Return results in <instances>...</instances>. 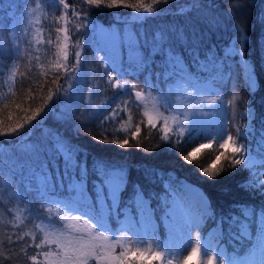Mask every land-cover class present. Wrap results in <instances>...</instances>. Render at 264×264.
Instances as JSON below:
<instances>
[{
    "label": "snow or ice",
    "instance_id": "1",
    "mask_svg": "<svg viewBox=\"0 0 264 264\" xmlns=\"http://www.w3.org/2000/svg\"><path fill=\"white\" fill-rule=\"evenodd\" d=\"M45 2L46 0H32L30 4L29 0H25L21 17L6 30L9 39H15L18 36L29 37L30 51L26 49L22 53L18 42L13 43L9 49L5 39V29L0 24V105L7 108L8 98L16 95L18 61L21 55H28L29 72L32 70V62L35 61L36 67L41 68L40 75L47 77L50 74L49 71L44 70V65L41 63L40 46L45 43L55 47L54 59L50 58L48 64L50 69L54 70L52 74L55 75L53 82L56 83V88L54 91L49 90L47 99L40 107L33 108L29 105L24 108L20 104H15L16 109L24 115L11 124L5 123V119H0V137L21 135L22 130L24 133L31 132L44 118L41 113H44V116L51 114L52 109L48 107V102L54 97L67 98L64 101L65 113L68 118L71 117L74 112L72 98L77 84L81 76L87 74L83 67L87 63L82 56L84 41L77 38L73 42L72 38L76 33H83L90 27L94 28L91 17L94 9L128 8L132 10L129 14L130 18L142 22L158 16L160 10L156 6L160 3L166 5L168 0H152L149 4H144L142 0H137L135 4L127 3L125 0H81L77 6H72L71 16H69L70 5L66 0H53L54 3L58 2V5L63 6V13L55 18L56 23L59 24L62 21L63 26L55 28L57 33L55 40L49 38L47 41L43 37L44 29L34 27V25H40L39 17L33 19L37 10L41 9L42 3ZM243 6L244 0H231L232 12L229 16H233L235 11ZM181 12L183 13L184 9H181ZM114 14L118 15V13ZM236 31L237 41L232 43L223 58L210 54L201 61L198 54L191 53L195 71L191 70L183 55L171 46V35L166 31H158L151 41L145 39L143 45L135 32L128 33L123 38L110 34L112 52L109 56L99 58L98 63L105 69L101 75L106 76L108 87L117 91L112 99L106 100L101 105H92L91 112L86 108L82 116L87 115L88 119L82 120L78 127L98 122L100 131L96 134L90 133L94 140L125 148L130 146L129 136L132 139L140 137L141 126L133 123L132 109L142 108V115L147 121L146 126L149 129H157L161 133L159 138L162 142L178 147L197 140L202 141L182 155L186 163L193 164L199 160L205 149L212 150L214 158H210L207 166L196 164L201 175L215 179L224 170L217 166L226 160L230 169L236 170L238 166H243L240 170L248 171L249 178L242 187L248 190L264 189V179H261L264 177V171L259 170L264 169V134L257 141V155H253V149L241 142L248 140L250 123L245 124L243 130L236 127L235 135L228 131L229 117L221 86L231 78V72L225 71L224 60L229 56L237 55L235 45L244 39L243 32L238 28ZM175 38L182 40L183 34L177 32ZM118 45L128 48L126 66L122 59L117 63L115 50ZM142 48L147 51H142ZM157 55L162 57L158 64L162 71L157 74V79L163 77L164 81L170 78L174 81L167 92L157 90L151 83V65L156 63L154 58ZM239 55L243 56V53L240 52ZM6 56L12 59L7 72L4 71L3 63ZM241 67L244 70L248 90L254 91L257 82L251 63L245 60ZM112 72L116 75L113 76ZM144 72H147V76L143 87H138L137 83L126 79L130 75L138 76ZM19 75L24 74L19 73ZM60 80H64V84L58 83ZM173 95L176 97L175 101L172 99ZM133 96L134 99H132ZM238 99L239 97L233 94L228 105L234 106ZM112 103H115V107H112L111 112H107V108ZM13 116V112H8L6 119L11 121ZM244 116L250 121L251 111L246 108L241 118ZM37 117H40V120ZM62 118L64 116L58 117V119ZM110 124H119V127H112L111 139L109 138ZM120 133H123V136ZM26 147L30 150V146ZM217 148L223 151L216 154ZM55 151L58 156L63 157L66 173L69 170H79V181L73 182L70 187L80 191L87 170L80 164L77 158L78 153L62 140L56 141ZM226 152H230L231 155H226ZM2 164L3 160L0 159V165ZM94 171L98 173L102 181L100 187H108L109 197L112 200L111 205H108L106 210H102L98 216L85 214L87 217L85 218V216L74 214L75 202L68 200L62 203V207L55 209L41 205L39 211L47 215L41 217L37 214L33 217L31 204L24 199L23 193L17 192L15 209L7 210L11 216L9 225L13 231L6 232L4 237L0 238V258L5 261L11 259L10 253L19 244L24 254H27L30 248L37 250L28 256L31 264H153V262L155 264H264V207L256 210L249 206H240V215H232L228 218L230 239L247 240L250 247L243 257L235 254L227 255L219 243L223 238L224 218H221L217 227L207 236H202L200 229L211 213L210 207L202 206V210L193 215L188 204L182 197L176 195L175 190H172L171 200L167 197L165 199L162 222L167 231L166 239H159L152 211L138 188L134 190L132 199L140 219L136 220L135 217H129L126 214V220L120 228H110L108 219L113 214L117 216V219L119 218L118 194L123 191L126 178L123 169H112L102 164L98 165ZM33 179L36 180L37 195L41 199H47L50 187L49 177L41 172L39 177L33 173ZM31 187L30 184L29 190ZM261 194L264 195V191ZM3 204L4 201L0 200V207H3ZM34 219L40 220V223L34 224L36 231L31 229L16 231ZM232 229L237 231L233 233ZM38 234H40L39 242H37ZM5 245H7V251L4 250Z\"/></svg>",
    "mask_w": 264,
    "mask_h": 264
},
{
    "label": "trees",
    "instance_id": "2",
    "mask_svg": "<svg viewBox=\"0 0 264 264\" xmlns=\"http://www.w3.org/2000/svg\"><path fill=\"white\" fill-rule=\"evenodd\" d=\"M46 1L48 10L52 14L42 20L43 22L37 27L44 29L45 41L49 38L55 40L57 35L55 28L63 26V22L57 24L55 18L59 17L64 9L62 5H58V2ZM66 2L70 5L69 16H71L72 6H77L81 0H66ZM125 2L135 4L137 0H125ZM142 2L149 4L152 0H142ZM230 3L231 0H168L166 5L160 3L156 6L160 10L158 16L142 22L132 20L129 15L132 10L128 8H104L92 11L94 28L90 27L83 33H76L72 38L73 42L77 38L84 41L85 47L82 50V56L87 61L83 65L87 74L81 76L77 84L75 95L72 98L74 112L71 117L68 118L65 113L64 101L67 98L64 96L54 97L52 101L48 102V107L52 109L51 114L44 116V113H41L44 118L31 132L24 133L22 130L21 135L0 137V159L3 160V164L0 165V200L4 201L3 207H0V238H3L6 232L13 231L9 225L11 216L7 210L8 208L15 209V194L17 192L23 193L24 199L31 204L33 217L37 214L41 217L46 216L47 213L39 211L41 205L48 207V203L53 199L56 200L55 203L72 200L78 209L87 212L89 216H98L102 210L106 209V205L112 203L108 187H100L102 181L98 173L94 171L98 165L102 164L112 169H123L126 178L125 187L118 194L119 218L117 219V216L113 214L108 219L110 228L118 229L120 224L125 222L126 214L129 217H135L136 220L139 219V213L132 199L134 190L138 188L143 193L148 208L152 211L158 237L163 239L167 234L162 222L166 197L171 200L172 190H175L176 195L179 196L191 189L199 194L198 198H201L205 206H209L211 210L209 217L203 223V231L212 227L216 228L221 218H224L221 245L226 246L232 255L243 257L246 254L250 243L247 240L230 239L228 218L232 215L239 216L240 206H249L256 210L264 207V195L261 194L264 189L248 190L242 187L249 178L248 171L240 170L243 166L232 170L225 160L217 166L224 170L215 179L201 175L196 164L207 166L210 158H214L212 150L205 149L198 161L193 164L186 163L182 159V155L201 143V140L178 147L162 142L159 138L161 133L157 129H149L146 126V118L142 115L143 109H132L133 123L140 124L141 133L138 139H132L129 136L130 146L125 148L94 140L90 133L96 134L100 131L98 122L78 127L82 120L87 121L88 119L87 115L82 116L86 108L91 112L92 105H101L106 100L112 99L117 91L108 87L106 76L101 75L105 69L98 63V52L92 49L93 40L91 39L95 36L97 24H102L105 27L114 26L119 29V33L125 27L132 28V31L138 34L141 45L145 39L151 41L158 31H166L171 35V46L183 55L185 62L190 65L193 71H195V65L192 64L191 53L198 54L201 61L210 54L223 58L232 43L237 41L236 29L238 28L243 32L244 39L235 45L237 55L229 56L224 60L225 71L231 72V78L221 87L227 89L232 79L237 78L238 81L233 89L239 92L240 98L237 101L238 110H236L234 120L229 124V132L235 135L236 127L243 130L244 125L250 123L248 140L241 142L248 144L253 149V155H257L256 144L264 134V0H244V6L236 10L233 16H229V13L232 12ZM24 4L25 0H0V24L5 29V39L9 49L12 44L6 35L8 25L6 16L8 12L6 11L16 8L18 12H21ZM181 9H184L183 13ZM114 13H118V15ZM177 32L183 34L182 40H176L175 33ZM28 39L25 37L22 41V53L26 49L30 51ZM40 47L42 49L40 52L41 63L44 65V70L49 71L50 74L47 77L40 75L41 68L36 67L35 61L32 62V70L29 72L28 55H21L18 61L16 95L8 98L7 108L0 105V119H5V123H15L19 117L24 115L16 109L15 104H20L24 108L29 105L33 108L40 107L47 99L49 90L54 91L56 88V83L53 82L55 75L52 74L54 70L50 69L48 64L50 58L54 59L55 47H50L47 43ZM121 47L122 53L125 55L127 49L125 46ZM141 50L147 51L143 48ZM240 52L243 53V56L239 55ZM69 59L72 61V57ZM154 59L156 63L151 65V83L157 90L167 92L174 81L171 78L164 81L163 77L157 79V74L162 71L158 67L162 57L157 55ZM245 60L249 61L254 69L257 82L254 91H249L245 83L244 70L241 67ZM3 63L4 71L7 72L8 67L12 64V59L6 56ZM19 73L24 75L20 76ZM112 75L115 76L116 73L112 72ZM146 76L147 72H144L138 76L130 75L126 79L137 83L138 87H143ZM58 83L64 84V80H60ZM65 87H67L66 84ZM86 101L88 103H85ZM112 107H115V103L107 108V112H111ZM246 108L252 114L250 121L246 116L241 118ZM8 112L14 113L11 121L6 119ZM165 114L167 115V113ZM61 116L64 118L58 119ZM37 119L40 120V117ZM125 119H127L126 115ZM112 127H119V124L109 125L110 139L112 138ZM25 128L27 129L28 126L26 125ZM120 135L123 136V133ZM57 140H62L75 149L80 164L86 167V175L79 194L70 185L79 181L80 172L78 169L65 172L63 157L58 156L55 151ZM138 142L139 147H137ZM26 146H30V150ZM22 149L24 150L22 151ZM219 151L223 150L217 148L216 154ZM226 155L230 156L231 153L226 152ZM5 169L9 171V175H5ZM259 170L264 171V169ZM41 172L46 174L50 181L47 199H41L35 191L36 180L33 179V173L39 177ZM30 184L31 190L28 188ZM101 204L103 208H101ZM37 223H40V220H31L27 222L26 226H22L16 231L27 229L36 231L34 224ZM231 231L235 233L237 229ZM39 235L37 242H39ZM4 250L7 251V245ZM36 251V249L30 248L27 254H24L18 244L10 253L11 259L5 261L0 258V264H31L28 256Z\"/></svg>",
    "mask_w": 264,
    "mask_h": 264
},
{
    "label": "rangeland",
    "instance_id": "3",
    "mask_svg": "<svg viewBox=\"0 0 264 264\" xmlns=\"http://www.w3.org/2000/svg\"><path fill=\"white\" fill-rule=\"evenodd\" d=\"M31 2H32V0H29L30 4H31ZM24 6H25V4H24ZM24 6H23L21 12H23ZM6 12H9V14H10L8 25H7V29H8L17 19H19L21 17L22 13L18 12L16 8L12 9V10H7ZM50 14H52V13H50V11L48 10V4L46 1L45 3H42L41 9L37 10L33 19H35V17H39L40 22L42 23L43 22L42 20H44L45 17L48 18L50 16ZM34 27H37V25H34ZM95 29H96L95 36H94V38L91 39V40H93L92 41V49L95 50L96 52H98L97 54H98L99 58L109 56L110 53L112 52V39H111L110 34H114V35H117V36L123 38L128 33L133 32L132 28L125 27L124 30H122V32L119 33V31H118L119 29L115 28L114 26L113 27L112 26L105 27V26H102V24H97ZM101 30H103V31L101 32ZM24 38H25L24 36H18L15 39H10V42H11V44L18 42L20 49H21V46L23 44L22 41H24ZM90 43H91V41H90ZM126 49H127V51L124 55L122 53V51H123L122 47L119 45L116 47L115 56L117 59V63H119L121 59L125 60L127 62L129 51H128L127 47H126ZM237 81H238L237 78H233L229 87H227V89H223V96H224L225 105L227 106L229 124H230V121H231V123L233 122L236 110H238L237 101L235 102L234 106L228 105V101H230L232 99L233 94L237 95L240 98L239 92L236 91V89H233V87H235V84L237 83ZM173 99H174L173 101H175V99H176L175 95H173ZM229 130H230V128L228 125V131ZM5 171H6L5 175H9L8 174L9 171L6 169H5ZM76 192H77V194H79L78 193L79 191H76ZM198 195L199 194L194 192V190L189 189L188 192L184 193L183 195L178 196V197H182L183 200L188 204L193 215H196L198 212H200L202 210V206H205V203L203 202V200L201 198H198ZM55 202H56V200L53 199V201L48 203L47 206L51 207L53 209H55L57 207H62V202H57V203H55ZM101 208H103L102 204H101ZM105 208L107 209V205L105 206ZM74 214H78V215H82V216H85V214H87V216H89V214L87 212L83 211L82 209H78L77 206H75V208H74ZM138 217L140 219V215ZM85 218H87V217L85 216ZM122 224L123 223L120 224V227ZM212 230L205 232L206 234H203L204 232H203V225H202L200 232H201L202 236H207ZM193 235H195V233ZM166 238H167V234L164 236L163 239L161 237L159 239L164 240ZM221 246L225 249V252L227 255H232L231 253L228 252V249L226 248V246H223V245H221ZM54 247L55 246L53 245V248Z\"/></svg>",
    "mask_w": 264,
    "mask_h": 264
}]
</instances>
